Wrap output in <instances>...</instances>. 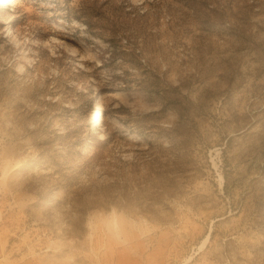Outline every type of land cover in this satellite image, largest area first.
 I'll use <instances>...</instances> for the list:
<instances>
[{
  "label": "rangeland",
  "instance_id": "obj_1",
  "mask_svg": "<svg viewBox=\"0 0 264 264\" xmlns=\"http://www.w3.org/2000/svg\"><path fill=\"white\" fill-rule=\"evenodd\" d=\"M0 264H264V0H0Z\"/></svg>",
  "mask_w": 264,
  "mask_h": 264
},
{
  "label": "bare ground",
  "instance_id": "obj_2",
  "mask_svg": "<svg viewBox=\"0 0 264 264\" xmlns=\"http://www.w3.org/2000/svg\"><path fill=\"white\" fill-rule=\"evenodd\" d=\"M9 29V28H8ZM7 34L12 38V39H14V41L17 39L16 38V36L14 35V32L12 31V29H9L8 30V32H7ZM17 34V33H16ZM51 40H53V42L54 43H61V41H60V39L58 38V37H56V36H53V37H51ZM32 41V40H31ZM17 42V41H16ZM63 45H64V47H66V46H68L66 43H62ZM61 44V45H62ZM105 118L103 117L102 118V121L104 120ZM106 120V119H105ZM221 181H222V178L220 179ZM220 181V182H221ZM222 183V182H221ZM220 183V184H221Z\"/></svg>",
  "mask_w": 264,
  "mask_h": 264
}]
</instances>
